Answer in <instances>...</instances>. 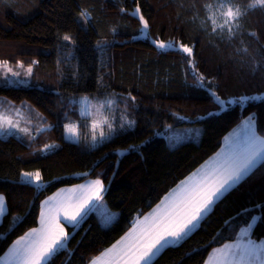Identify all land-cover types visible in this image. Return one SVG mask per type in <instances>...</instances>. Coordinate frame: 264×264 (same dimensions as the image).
<instances>
[{
    "label": "trees",
    "instance_id": "16d2710c",
    "mask_svg": "<svg viewBox=\"0 0 264 264\" xmlns=\"http://www.w3.org/2000/svg\"><path fill=\"white\" fill-rule=\"evenodd\" d=\"M139 3L144 15L151 18L150 38L137 37L142 25L139 16L132 15L134 0H0V59L13 64L23 60L26 66L33 60L40 62L34 65L38 79L31 85L0 82V96L15 104L30 101L45 116L46 127L56 125L31 143L14 135L0 137V193L7 196V212L0 222V257L17 236L39 224L40 201L58 188L96 178V173L102 172L107 186L103 200L118 212L117 218L103 226L96 212H89L79 225L67 227L70 235L66 243L46 263L84 264L85 253L91 257L109 247L131 227L141 210H151L181 180L220 151L225 137L240 124L237 116H253L258 131L264 130V97L245 105L219 107L204 90L191 86L192 76L185 75L180 50H161L151 40L188 42L190 37H197L200 42L194 49L196 59L205 74L211 73L225 84L230 94L223 98L234 99L232 93H264L260 74H246V69L233 62V47L198 31L206 15L203 6L215 5L217 0ZM191 5H196L195 13L187 11ZM121 8L127 11L121 12ZM80 11L90 13L89 19H81ZM193 15L199 17L196 24L188 23ZM243 23L249 34L255 32L264 42V11H251ZM114 28H118V34H113ZM58 30L61 35L68 32L76 38L75 48L66 42L58 46ZM105 39L108 46L102 50L97 41ZM243 39L244 44L234 47H247L250 35ZM58 58L64 63L57 65ZM57 72L67 78L59 95L54 87ZM73 73L83 79L77 83ZM98 75L104 77L102 84L110 85L106 94L99 89ZM128 92L139 103V126L127 129L130 135L111 138L114 142L105 141L96 147L84 136L78 142L65 138V130L57 121L76 122L83 129L81 125L88 119L74 97ZM184 123L200 126L201 140L170 147L167 129ZM148 137V143H141ZM46 143L52 147L41 150ZM37 169L51 186L29 183L20 176L22 171ZM92 169L94 173L85 175ZM262 195L264 160L217 201L196 230L179 244L166 247L150 264H204L213 248L229 240L251 238L259 243L264 239V218L259 213L241 218L237 213L250 207L253 200L258 202ZM233 217L236 221L229 223ZM244 220L252 227L248 228ZM240 228L248 234L241 233Z\"/></svg>",
    "mask_w": 264,
    "mask_h": 264
},
{
    "label": "snow or ice",
    "instance_id": "6c2138e0",
    "mask_svg": "<svg viewBox=\"0 0 264 264\" xmlns=\"http://www.w3.org/2000/svg\"><path fill=\"white\" fill-rule=\"evenodd\" d=\"M133 16H139L142 30H148L151 25V18L146 17L141 11L139 0H134ZM219 9V11H217ZM256 9L264 11V0H217V4L212 6H203L206 13L205 18L197 26L198 31L205 36L218 40L228 47H233L234 63L239 65L241 69H246V74H260V78L264 81V42H261L255 32L248 33L244 27L243 21L247 15ZM121 12H126L124 8ZM187 11L196 12V5L188 7ZM210 14V15H208ZM79 17L88 20L90 13L80 11ZM197 15H193L188 21L190 24H196ZM113 34H118V28L112 29ZM250 35L251 39L247 42V47H234L237 43L244 44L243 37ZM58 46L65 42L75 48L77 40L68 32L63 35L57 31ZM153 44L161 49H179L184 55V71L185 75L192 76V87L204 90L210 99H214L218 106L227 108L230 104L243 105L245 101L253 99L247 95H239L232 93L234 99L228 100L223 98L229 95L226 86L217 77L211 73L205 74L196 59L194 49L196 44L200 42L197 37H190L188 42L184 41H166L165 39L156 38ZM97 45L103 50L107 47L106 39L104 42L97 41ZM39 61L33 60L29 62L25 68L23 60H16L14 70L12 61L8 59H0V74L3 77V83H15L16 78L27 77L30 80L38 79L34 72V65L38 66ZM64 61L57 59L56 64L61 65ZM104 65L101 66V71ZM23 70V72L21 71ZM58 82L54 87L59 95V89L64 87L67 78L61 73H56ZM73 78L77 80L83 79L82 75L73 73ZM111 73H108L110 76ZM104 77L97 76V84L102 94H106V89L110 86L102 84ZM21 104L30 103L27 100H21ZM111 103V101H109ZM124 105V111L129 116H135L136 119L127 120L129 127L139 126V103L137 97L128 92L125 97L121 98ZM65 118H67L65 116ZM240 120V124L234 133V139L225 137L226 143L232 145L231 149L223 155L211 167L201 166L196 173L191 174L184 180H181L176 187L166 193L163 199L155 205L148 213L142 210L138 213L135 222L109 247L98 250V254L89 257L84 254V264H149L152 256L163 245L182 239L188 231L196 227L200 223L205 213L216 205L219 197L223 196L233 185L242 181L252 170L258 160L264 159V130H257L255 119L253 116H244ZM60 127L69 133H77V127L74 124H64L63 121H57ZM7 125L8 129L16 128L20 133L26 135L29 141L32 140L30 129L21 128L15 123L10 116L0 114V129H4ZM49 127L55 129L56 125ZM81 127H90V139L96 144L100 141L107 140L114 142L109 138H118L128 136L125 122L116 120L107 125L108 131L103 128L97 134V122L92 120L90 125L83 124ZM88 139V137H85ZM150 137L141 143H148ZM52 145L44 144L41 150H48ZM135 148L136 145H130ZM218 157L221 154H217ZM95 172L92 169L85 175H91ZM22 179H26L29 183L37 185L47 184L39 169L35 171H22L20 173ZM103 173H96V178L89 180L85 184H73L71 189L58 188L51 196L40 201L38 208L39 227L28 228L23 235L17 236L11 242L9 253L13 257L12 264H46L49 257L57 251L58 247L63 246V241L69 237V232L65 228L66 221L70 225L79 224L92 207L104 199L107 192V186ZM56 179V178H54ZM159 198V197H158ZM7 196L0 193V212L4 211ZM151 207V205H149ZM253 213H259L264 218V195L259 201L253 200L250 207H243L238 211L237 217L252 216ZM237 217H233L229 223H234ZM111 221V216H105V223ZM248 224L247 220H244ZM239 227V225H237ZM252 225L248 224V228ZM240 232L247 235L245 228H240ZM255 235V232L252 233ZM204 264H264V240L257 243L256 240L237 239L229 240L219 248H213L208 255V259Z\"/></svg>",
    "mask_w": 264,
    "mask_h": 264
},
{
    "label": "rangeland",
    "instance_id": "374dc122",
    "mask_svg": "<svg viewBox=\"0 0 264 264\" xmlns=\"http://www.w3.org/2000/svg\"><path fill=\"white\" fill-rule=\"evenodd\" d=\"M137 37L150 38L148 30H142L140 35H138ZM151 40L153 41L154 39L151 38ZM159 49H161V48H159ZM167 49H169V48H164V49H161V50H167ZM177 50H179V49H177ZM13 66H14V70H17L15 64H13ZM25 68H26V65H25ZM21 71L23 72V70H21ZM0 82L3 83L2 74H0ZM3 84H5V83H3ZM7 84L10 85V86H29V85L32 84V80L28 79L27 77H23L22 76L21 78H16V82L15 83H7ZM125 96H126V94L123 95V94H117V93H111V94L104 95V96H100V95L96 94V95H86V96H81V97H74L73 101L74 102H78L80 104L81 114L84 117L88 118L87 122L85 124L90 125V123H91V121L93 119L96 120V122H97V134H98L99 130L101 128H103V130L105 132H107L108 131L107 125L109 123H112L113 121L118 120V119L125 122V127L127 129L135 127V125L129 127L127 125V123H126L127 120L133 119V118L131 116L127 115L125 113V111L123 110L124 109V105L121 103V98L125 97ZM249 97H252L253 99H261L262 97H264V93H257V94H254L252 96H249ZM109 101H111V103H109ZM248 101L249 100L245 101L243 105H245ZM0 114L12 117L13 121L15 123L19 124L21 128H23V127L29 128L32 140L29 141L27 139L26 135L23 134V133H20L18 131V129H16V128L8 129L7 125H5L4 129H0V137H9V136L14 135V136H17V137L25 140L26 142L31 143L36 137H38L40 135L41 132H43L45 129H49L50 128V127H46L45 126L46 125L45 124V122H46L45 121V116L42 114L41 110L37 109L35 106H33L30 103L15 104V103L11 102L8 98H6L4 96H0ZM179 118H181L182 120H185V118L183 116H179ZM255 123H256V121H255ZM71 124L76 125L77 133L73 134V133H69L68 131L65 130V138L67 140L78 142V141L81 140V138L83 136L84 137H88V142L94 147L99 146L100 144H102L105 141H107V140L100 141L99 143L94 144L91 141V139H90V133H91V128L90 127H84L83 129H80L79 123L71 122ZM256 126H257V124H256ZM233 133H234V130H232L227 137H230V139H234V136L231 135ZM165 136H166V139H167V142H168L169 146L173 148V147L177 146L178 144H180L182 142H186V141H191L192 140V141H195V142H199L201 140V137H202V128L200 126L196 125V124H189V123H184V124H181V125L176 126V127L170 126L167 129V132H166ZM110 139H111V137L109 138V140ZM224 144H226L225 140H224L223 146H224ZM225 151H229V150H227L225 147L223 149H220V151H218L215 155H213L202 166H205L206 168L207 167H211L219 159H221L224 154H226ZM217 154H221V155L218 157ZM263 160L264 159L258 160L257 163H256V166L258 164H260ZM200 168H198V169H200ZM197 170H195L193 173H196ZM252 170H250V172ZM193 173H191V174H193ZM173 189H171L170 191H172ZM221 197H219L218 200ZM103 205H104V207L106 209L105 210L106 213L105 214L102 213L100 222H101V224L103 226H108L113 220H115L117 218L118 212L112 211L105 201H104ZM212 209H210L207 213H205V215L202 218V220L210 213V211ZM151 210H149L148 212H150ZM148 212H146V213H148ZM106 215L111 216V221L108 222V223H105V216ZM135 220H134V222H135ZM202 220L200 221L199 224H197L196 227H194L190 231H188L186 233V235L182 239L163 245L152 256L151 260L149 261V264L166 247H168L170 245H177L182 240H184L186 238V236H188L190 233H192L194 230H196L200 226V224L202 223ZM216 248H219V247H216Z\"/></svg>",
    "mask_w": 264,
    "mask_h": 264
},
{
    "label": "crops",
    "instance_id": "0c3cea01",
    "mask_svg": "<svg viewBox=\"0 0 264 264\" xmlns=\"http://www.w3.org/2000/svg\"><path fill=\"white\" fill-rule=\"evenodd\" d=\"M236 129H237V127H236ZM226 148L227 150H230L231 149V147H232V145H230L229 143L227 144H224V146H222V148L221 149H223V148ZM226 153L228 152V151H225ZM204 165V164H203ZM92 179H95L94 177L93 178H88V179H86V180H84V181H82V182H80V183H77V184H85L86 182H88L89 180H92ZM71 186L72 185H69V186H64V187H61V188H67V189H71ZM54 193V192H53ZM52 193V194H53ZM52 194H50L49 196H51ZM49 196H47V197H49ZM43 200H45V199H43ZM42 200V201H43ZM103 203H104V200H102V201H100V202H97L96 203V205L94 206V207H92L91 208V210L89 211V212H91V211H94V212H96V214L99 216V218L101 219V215H102V213H106V209H105V207H104V205H103ZM7 212V203H5V208H4V211L3 212H0V222L2 221V219H3V217H4V215H5V213ZM88 212V213H89ZM87 213V214H88ZM86 216V215H85ZM84 216V217H85ZM82 221V220H81ZM80 221V222H81ZM64 223H65V228L67 229V227L68 226H77V225H79V224H76V225H70V224H68L66 221H63ZM36 227H39V224L36 226ZM67 231H68V229H67ZM66 241L67 240H65V241H63V245L66 243ZM10 247H11V245H10ZM9 247V248H10ZM9 248L4 252V254L0 257V264H12V261H13V257L11 256V254L9 253ZM60 247H58L57 248V250L59 249ZM54 254V253H53ZM53 256V255H52ZM51 256V257H52ZM51 257H49L48 258V260H47V262L49 261V259L51 258ZM46 262V263H47Z\"/></svg>",
    "mask_w": 264,
    "mask_h": 264
}]
</instances>
